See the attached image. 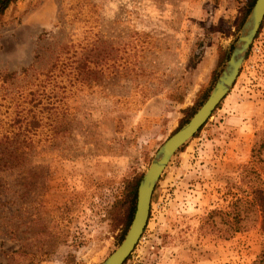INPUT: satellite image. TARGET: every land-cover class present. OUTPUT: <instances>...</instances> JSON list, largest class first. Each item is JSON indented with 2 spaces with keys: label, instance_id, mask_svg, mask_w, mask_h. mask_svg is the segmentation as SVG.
Wrapping results in <instances>:
<instances>
[{
  "label": "rangeland",
  "instance_id": "obj_1",
  "mask_svg": "<svg viewBox=\"0 0 264 264\" xmlns=\"http://www.w3.org/2000/svg\"><path fill=\"white\" fill-rule=\"evenodd\" d=\"M255 1L13 0L0 13V264L116 250L132 184L208 98ZM123 264H264V19Z\"/></svg>",
  "mask_w": 264,
  "mask_h": 264
},
{
  "label": "water",
  "instance_id": "obj_2",
  "mask_svg": "<svg viewBox=\"0 0 264 264\" xmlns=\"http://www.w3.org/2000/svg\"><path fill=\"white\" fill-rule=\"evenodd\" d=\"M263 19L264 0H256L210 95L189 121L175 131L155 154L139 183L136 210L130 227L120 245L101 264H123L135 249L148 224L154 190L161 175L175 153L199 131L234 85Z\"/></svg>",
  "mask_w": 264,
  "mask_h": 264
},
{
  "label": "trees",
  "instance_id": "obj_3",
  "mask_svg": "<svg viewBox=\"0 0 264 264\" xmlns=\"http://www.w3.org/2000/svg\"><path fill=\"white\" fill-rule=\"evenodd\" d=\"M12 1L13 0H0V13L3 12L9 6V4ZM253 1L254 0H252V2ZM15 75H16V72H10V73H7L6 75H4V77H5V79H7V78H12ZM31 100H33V98H31ZM138 185H139V181L137 180L135 182V184H132V189H131L130 194H129V196H130V207H129V213H128L129 221L132 219L133 214L135 212V201H136V196H137ZM234 224H236V223H234L232 221L230 222V226L233 227ZM235 228H236V230L238 229V227H235Z\"/></svg>",
  "mask_w": 264,
  "mask_h": 264
}]
</instances>
